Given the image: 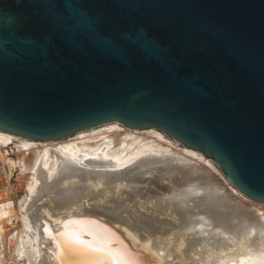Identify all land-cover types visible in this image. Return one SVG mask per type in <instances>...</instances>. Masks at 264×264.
<instances>
[{"label":"water","instance_id":"water-1","mask_svg":"<svg viewBox=\"0 0 264 264\" xmlns=\"http://www.w3.org/2000/svg\"><path fill=\"white\" fill-rule=\"evenodd\" d=\"M111 122L164 133L264 204V0H0V131L45 142ZM157 179L195 182L130 187ZM43 230L58 264L109 263Z\"/></svg>","mask_w":264,"mask_h":264},{"label":"bare ground","instance_id":"bare-ground-1","mask_svg":"<svg viewBox=\"0 0 264 264\" xmlns=\"http://www.w3.org/2000/svg\"><path fill=\"white\" fill-rule=\"evenodd\" d=\"M111 123L43 143L0 131V161L15 167L3 151L13 144L23 187L14 202H0V264H58L57 245L43 228L62 247L106 256L108 264H264L263 207L247 203L202 154L173 147L155 129L142 133ZM78 168L107 171L82 178ZM155 173L195 182L165 194L130 187ZM84 205L102 212L82 215ZM69 220L84 223L66 229ZM143 222H169V228L144 236ZM73 230L106 250L72 244L64 233Z\"/></svg>","mask_w":264,"mask_h":264},{"label":"built area","instance_id":"built-area-1","mask_svg":"<svg viewBox=\"0 0 264 264\" xmlns=\"http://www.w3.org/2000/svg\"><path fill=\"white\" fill-rule=\"evenodd\" d=\"M6 156L15 160V167L0 161V202L12 203L23 194V187L18 179L20 160L18 152L10 146L3 147Z\"/></svg>","mask_w":264,"mask_h":264},{"label":"rangeland","instance_id":"rangeland-1","mask_svg":"<svg viewBox=\"0 0 264 264\" xmlns=\"http://www.w3.org/2000/svg\"><path fill=\"white\" fill-rule=\"evenodd\" d=\"M112 124H114V123H109V124H104V125H101L102 127H107V126H110V125H112ZM116 124V123H115ZM96 128H100V126H98V127H94V128H91V129H96ZM90 129V130H91ZM132 130H135V129H132ZM148 130H153V129H144V130H136V131H141L142 133H144V131H148ZM155 131H157V130H155ZM80 132H88V129L87 130H83V131H80ZM80 132H78V133H80ZM157 132H159V131H157ZM77 134V133H76ZM76 134H74V135H72V136H75ZM164 134V133H163ZM165 135V134H164ZM72 136H70V137H72ZM166 136V135H165ZM67 138H69V137H67ZM166 138H168V140L172 143V146L173 147H175V148H178V149H183V148H185V147H183V146H181L180 144H178V142L177 141H175V140H173V139H171V138H169L168 136H166ZM119 139H120V137L119 136H117V137H114V139H113V141H112V146L113 147H115L116 145H117V143H118V141H119ZM43 143V142H42ZM7 146H10L11 147V149L14 151V149L15 148H13V144H8ZM7 146H5V147H7ZM197 153V152H196ZM207 159V158H206ZM209 160V159H208ZM212 164H213V162L211 161V160H209ZM214 165V164H213ZM214 169L221 175V176H223L222 175V173L220 172V170L214 165ZM163 181V182H162ZM167 183V184H166ZM166 184V185H165ZM155 185L156 186H154V185H152L150 188L152 189V191H154V192H156V193H160L161 191H162V189L163 188H166V186L168 187L169 185H170V183L169 182H167V180L166 179H157L156 180V182H155ZM162 185V186H161ZM230 185V184H229ZM165 186V187H164ZM248 200V199H247ZM247 203H249V204H252V205H256V206H260V207H263L264 208V204H260V203H255V202H252V201H247ZM8 226V227H7ZM6 227H7V232H9V231H11V229H12V226H10V225H7Z\"/></svg>","mask_w":264,"mask_h":264},{"label":"snow or ice","instance_id":"snow-or-ice-1","mask_svg":"<svg viewBox=\"0 0 264 264\" xmlns=\"http://www.w3.org/2000/svg\"><path fill=\"white\" fill-rule=\"evenodd\" d=\"M84 223V221H77V220H69V221H66L65 224H64V227L66 229H70L71 226L73 225H78V224H82ZM92 233H89V235H91ZM64 235L69 239V241L72 243V244H79V245H82L83 247H85L86 249L88 250H91V251H105L106 249L99 246L98 244L96 243H86L82 236H83V233H80V232H76V231H66L64 233Z\"/></svg>","mask_w":264,"mask_h":264}]
</instances>
